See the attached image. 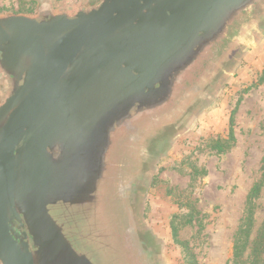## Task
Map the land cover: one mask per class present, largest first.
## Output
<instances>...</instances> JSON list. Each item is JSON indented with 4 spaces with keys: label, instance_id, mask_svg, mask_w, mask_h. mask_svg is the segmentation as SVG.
<instances>
[{
    "label": "flooded vegetation",
    "instance_id": "1",
    "mask_svg": "<svg viewBox=\"0 0 264 264\" xmlns=\"http://www.w3.org/2000/svg\"><path fill=\"white\" fill-rule=\"evenodd\" d=\"M24 1L27 6L0 8V25L11 36L5 38L0 31V139L15 107L11 103L28 83L32 74L29 67L35 65L30 61L35 46L33 42L27 43L28 37L24 36L44 32L55 16H73L104 0H78L69 7L57 6L56 0ZM173 1H162L152 12ZM150 23L151 18L144 16L119 45L85 44L54 88L56 95L48 106L51 113L47 112L42 124L22 133L14 176L16 198L12 207L7 208V219L20 248L33 257L34 264H163L160 244L141 218L136 217V182L147 157L156 155L147 151L143 143L167 126L183 125L188 110L207 99L214 84L237 65L242 50L264 30V0H255L215 31L203 29L195 37L156 36L150 32ZM137 44L139 62H146L151 70L144 87L140 86L136 72L122 77L115 70L116 65H121L118 57L136 49ZM83 101L100 103L105 123L114 113L125 126L124 143L116 146H120L122 155L119 171L113 172L115 183L110 177L99 178L103 195L112 185L117 188L114 200L103 198L110 211L106 210L103 217L108 223L102 231L109 234L102 240L81 236V228L85 229L87 222L68 221L47 192L48 167L56 163L68 137L75 139L81 131L75 128L79 113L72 110L81 108L86 103ZM137 104L165 108L140 123H132L130 111ZM70 129L74 133L69 134ZM39 139L44 146L43 188L31 168ZM99 154V145H91L85 162L101 174L106 164L99 162ZM90 177L98 178L93 173ZM95 243L100 248L90 247Z\"/></svg>",
    "mask_w": 264,
    "mask_h": 264
},
{
    "label": "rangeland",
    "instance_id": "2",
    "mask_svg": "<svg viewBox=\"0 0 264 264\" xmlns=\"http://www.w3.org/2000/svg\"><path fill=\"white\" fill-rule=\"evenodd\" d=\"M77 1L56 0V5L69 7ZM18 5L28 3L0 0V8L13 9ZM256 42L240 55L233 73L214 99L198 113L187 132L174 137L161 151L153 150L151 141L163 131L143 143L147 151L156 153L157 162L138 206H141L143 224L160 244L163 264H190L193 257L197 264L251 263L249 247L240 263L235 260L234 243L246 215L248 194L262 178L250 242L257 237L264 222V33ZM139 48L137 44L136 49L122 53L118 57L121 65H116L115 70L122 77L136 72L140 86L144 87L150 80L151 70L146 62H139ZM85 104L72 110L79 113L75 128L81 131L76 133L75 139L68 137L64 151H59L56 163L48 167L47 192L68 221L87 222L80 235L88 240H102L109 234L102 230L108 223L103 217L106 210L110 211L103 198L114 200L117 188L112 185L103 195L99 178L110 177L115 183L113 172L119 171L122 155L120 146H116L122 141L125 126L114 113H110L105 123L101 119L100 103ZM132 106L129 116L132 123H140L165 108ZM234 111L236 142L227 152H218L214 146L228 139ZM69 131V134L74 133L72 129ZM91 145H99L102 159L99 162L106 164L101 174L85 162ZM92 173L98 178H91ZM174 227L178 228L176 238ZM90 247L100 248L96 243Z\"/></svg>",
    "mask_w": 264,
    "mask_h": 264
},
{
    "label": "water",
    "instance_id": "3",
    "mask_svg": "<svg viewBox=\"0 0 264 264\" xmlns=\"http://www.w3.org/2000/svg\"><path fill=\"white\" fill-rule=\"evenodd\" d=\"M162 1L104 0L92 9L77 11L73 16H55L44 32L24 36L28 37L27 43L33 42L35 46L30 58L35 65L29 67L32 69L29 81L11 103L15 107L0 139V264H34L33 257L20 248L7 219V208L12 207L16 198L14 176L18 165V146L22 133L29 127L42 124L48 116L47 112L51 113L48 106L56 95L54 88L83 46L89 42L108 47L119 45L128 39L132 28L144 16L151 18L149 28L153 35L195 37L203 29L215 31L242 7L255 0H174L166 8L152 12ZM0 31L3 37H11L1 25ZM263 33L264 30L254 35L241 55L253 48ZM234 70L235 66L214 84L207 99L188 110L189 116L183 125L167 126L153 138L152 149L161 151L174 137L187 132L198 113L214 99ZM41 140L35 144L31 168L38 174L43 188L46 177ZM156 162L155 156L148 157L136 182L138 219L141 218L138 202L148 189Z\"/></svg>",
    "mask_w": 264,
    "mask_h": 264
},
{
    "label": "trees",
    "instance_id": "4",
    "mask_svg": "<svg viewBox=\"0 0 264 264\" xmlns=\"http://www.w3.org/2000/svg\"><path fill=\"white\" fill-rule=\"evenodd\" d=\"M264 80V78H263ZM234 116L235 111L232 113L230 119V129L228 134V139L226 141H222V143L214 146V149L218 152H227L230 150L236 142V137L234 134ZM263 179V178H262ZM258 181L252 189L250 190L247 197V208L246 215L243 219L242 225L238 230L235 236L234 243V258L240 263L242 256L244 255L246 249L249 247L251 250V263L250 264H263V256H264V222L258 232L257 237L250 242V236L254 229L255 224V210H256V200L260 197L263 187V180ZM190 223V220H188ZM178 233V228H173V235L176 238ZM188 251V249H185ZM190 264H197L194 257L189 261Z\"/></svg>",
    "mask_w": 264,
    "mask_h": 264
}]
</instances>
